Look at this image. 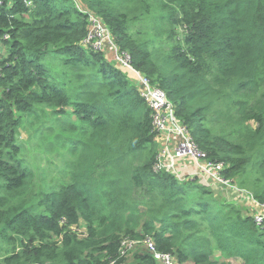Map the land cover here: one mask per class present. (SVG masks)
Listing matches in <instances>:
<instances>
[{"label": "trees", "instance_id": "16d2710c", "mask_svg": "<svg viewBox=\"0 0 264 264\" xmlns=\"http://www.w3.org/2000/svg\"><path fill=\"white\" fill-rule=\"evenodd\" d=\"M81 1L166 94L202 162L264 204V0ZM87 30L73 0H0V241L11 245L0 264H157L123 246L145 238L178 264H264V223L228 203L213 211L209 188L155 170L161 143L138 81L83 48ZM31 128L71 158L56 185H37L24 160Z\"/></svg>", "mask_w": 264, "mask_h": 264}, {"label": "built area", "instance_id": "2783aa9c", "mask_svg": "<svg viewBox=\"0 0 264 264\" xmlns=\"http://www.w3.org/2000/svg\"><path fill=\"white\" fill-rule=\"evenodd\" d=\"M85 15L88 30L81 42V46L86 50L102 53L104 47L109 45L106 41L112 40L111 32L103 20L93 12L86 11ZM117 53L121 55V59L116 64L123 70H129L136 77L140 94L152 114V129L157 136V140L161 143L155 170H166L174 174L175 165L179 160L183 158L192 159L206 179L213 181L221 187H231L230 180H226L221 176V173L225 169L222 163L202 162V153L189 137L187 129L176 119L174 107L168 101L166 94L153 86L149 79L131 68L128 52L118 50ZM254 202L258 207V212L253 216V219L256 226L261 227L264 223V204ZM140 244L152 255L157 264H178L171 254L158 252L149 238H145L140 242H123V246H128V248ZM123 249L120 255L125 253Z\"/></svg>", "mask_w": 264, "mask_h": 264}, {"label": "rangeland", "instance_id": "374dc122", "mask_svg": "<svg viewBox=\"0 0 264 264\" xmlns=\"http://www.w3.org/2000/svg\"><path fill=\"white\" fill-rule=\"evenodd\" d=\"M73 1L75 2L76 8L81 12H83V14L85 15L87 8L84 5V3L81 0H73ZM106 43L109 45L104 47L102 51V54L105 56V60L108 63H112V64L119 63L121 59V55L117 53V51L119 50L118 47L115 46L113 40H107ZM6 51H7L6 47L0 43V58L6 55ZM125 71L129 76H133L129 70H125ZM35 116L36 115L30 116L27 119V122L37 126L39 119L35 118ZM52 119L53 117L50 116V120L44 121L42 123V126L44 124L50 126V124L53 121ZM46 135H49V138L47 137L46 140L42 143L40 139H38L36 135L33 133L32 128L25 129L21 131L20 140L22 141V143L23 142L26 143L25 147L27 148L28 152H26V155H24V160L28 164H30V167L35 171L36 174L35 183H37V185H40L39 183L41 179L42 180L45 179L47 180L48 184L56 185L55 184L56 180H62L63 176H65V174H63L65 172V166L68 161H71V158L62 148V145H57L56 147L51 149L50 145L48 144L49 142H52V144H54L52 132L48 131L46 132ZM199 171L201 172L200 169ZM206 181L212 184L211 187L217 193L216 195L217 197L220 196V198L222 200L224 199L226 202H230V201L234 202L233 200H236L237 206L236 203L235 204L231 203L229 205L241 208V212L243 211L242 212L243 215L253 218V216L256 215V212H258V207L256 206L251 195L252 192L249 189L246 190L241 189L237 181L231 180L230 181L231 187L229 188L221 187L220 185L208 179H206ZM235 194H237L239 197L234 198ZM227 196L229 197L228 199ZM216 203H217L216 200L211 201L213 211L216 209L214 205ZM81 225H83L82 222L79 224L78 228L76 227L73 228V230H78L77 233L80 234V236L82 235L81 233L85 232L84 227L80 228ZM15 245H17L16 242ZM10 248L11 245L9 247L7 244L0 241V260L6 255V250ZM215 257L216 259L222 261L218 253H215ZM131 261H132V256L131 257L128 256L125 264H130ZM226 261L229 264H242L240 261H235V260H226Z\"/></svg>", "mask_w": 264, "mask_h": 264}, {"label": "crops", "instance_id": "0c3cea01", "mask_svg": "<svg viewBox=\"0 0 264 264\" xmlns=\"http://www.w3.org/2000/svg\"><path fill=\"white\" fill-rule=\"evenodd\" d=\"M128 77L130 78L129 75H128ZM133 81L134 80L132 79V82ZM136 84H137V87H138V83L137 82H136ZM173 175L176 177V179L179 182L195 181L197 184L209 188L213 192V196L217 200L218 203H228V204L233 203V204H235L237 202L236 200H233L234 202H231V201L230 202H226L224 199L222 200L219 195H218L219 197H217L216 196L217 193L211 187L212 184H210L208 181H206V179L201 174V172L199 171L197 166L194 164V161H192V159L189 160L187 158H183V159L179 160L176 163V165H175V173ZM238 197L239 196L237 194H235L234 198H238ZM228 198L229 197L227 196V199ZM236 206H237V203H236ZM239 209L241 210V208H239Z\"/></svg>", "mask_w": 264, "mask_h": 264}]
</instances>
